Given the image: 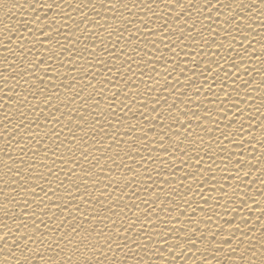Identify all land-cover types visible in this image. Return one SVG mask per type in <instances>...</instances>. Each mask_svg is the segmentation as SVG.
Listing matches in <instances>:
<instances>
[{"label":"bare ground","instance_id":"6f19581e","mask_svg":"<svg viewBox=\"0 0 264 264\" xmlns=\"http://www.w3.org/2000/svg\"><path fill=\"white\" fill-rule=\"evenodd\" d=\"M206 5L0 0V236L34 221L28 264H264V0Z\"/></svg>","mask_w":264,"mask_h":264},{"label":"snow or ice","instance_id":"6c2138e0","mask_svg":"<svg viewBox=\"0 0 264 264\" xmlns=\"http://www.w3.org/2000/svg\"><path fill=\"white\" fill-rule=\"evenodd\" d=\"M51 7H52L51 5H48L49 10H51ZM206 7H209V16H210L211 15L210 0H209V5H206ZM253 7H255V5H253ZM217 11H218V9H217ZM216 19L219 20L218 15H217ZM231 19L235 20L236 17L233 16V17H231ZM228 22H229L228 20L224 21V23H228ZM245 38H247V37H245ZM152 111L155 112L156 108H153ZM169 111H170V109H169ZM184 114L186 115V113H184ZM21 115H23V114H21ZM161 115H163V114H161ZM159 118L160 117H157V119H159ZM6 119H7V117H6ZM81 119L83 120L84 118L81 117ZM175 119L177 121H179V115H177L175 117ZM93 131H95V129H93ZM187 134H188V132L186 131L185 135L187 136ZM162 139H163V137H161V140ZM259 143H264V140L259 141ZM83 155L86 157L87 153H84ZM9 170L11 171V168H9ZM14 175L16 178L22 179L21 172H20L19 168L16 169ZM6 186H8V185H6ZM65 207H68V206L65 205ZM57 208L59 210V206H57ZM22 215H24V214L22 213ZM31 215L33 217H35L36 213L33 212ZM53 218H55V217H53ZM4 227H7V225H5ZM20 227L27 228V224L22 223V224L18 225L17 229H16L17 232L19 231ZM45 227L47 228L48 226L45 225ZM60 227H61V225H57V230H59ZM133 227H134V224H129V229H131ZM32 228H33L32 234L29 235V234L25 233L24 235L18 236L16 239H14L11 242V248L8 247V237L13 235V232L11 230H9L6 235L0 236V241L4 242V247L0 248V252L7 251V256L4 257L3 264H12V260H15L16 264H28V257H23V253H24V251H28L29 254H31L33 249L30 248L29 245L30 244L34 245L37 243V241L35 239H33V236H35V234L37 232H39V227H38V225L35 224L34 221H33ZM79 233H80V226L79 225H71L70 226V233H68V232L62 233L60 235L59 239H60V241H63L65 244H73V239L76 236H78ZM101 235H102V233H96L97 238H99ZM164 239H166V237H164ZM21 241H23V245H21ZM83 242H84L83 239H81L80 243L82 244ZM41 243H43V241H41ZM105 246L108 247L109 250H111V239H110V237L105 240ZM48 247L49 248L52 247L51 243H49ZM56 247L60 248L59 243L56 244ZM85 247H87V246H85ZM143 247L146 248L147 246L143 245ZM176 247H179V245L177 244ZM13 249L19 250L20 255L19 256L15 255L13 252ZM63 250H64L63 248H60V251H63ZM91 250H92L94 255L96 252H99L100 256L105 255L102 250L96 248V245H92ZM74 251H79V245H74ZM161 256H162V253H161ZM21 257H23V259H21ZM40 259L44 260V256L40 255ZM54 264H73V262H72L71 257L69 256L67 261L59 260V261L54 262ZM83 264H91V262L89 260H85L83 262ZM96 264H101L99 257H97V259H96Z\"/></svg>","mask_w":264,"mask_h":264}]
</instances>
